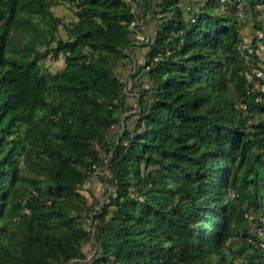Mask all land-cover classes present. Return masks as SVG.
<instances>
[{"label":"trees","instance_id":"16d2710c","mask_svg":"<svg viewBox=\"0 0 264 264\" xmlns=\"http://www.w3.org/2000/svg\"><path fill=\"white\" fill-rule=\"evenodd\" d=\"M182 1L152 12L123 124L119 69L154 1L0 0V264H264V70L238 17L264 47V0Z\"/></svg>","mask_w":264,"mask_h":264},{"label":"rangeland","instance_id":"374dc122","mask_svg":"<svg viewBox=\"0 0 264 264\" xmlns=\"http://www.w3.org/2000/svg\"><path fill=\"white\" fill-rule=\"evenodd\" d=\"M153 6L149 7L146 12H142V15H144V26L145 29L143 32H145V34L143 35H136L133 37L135 44L133 45V48L131 49L132 52L134 54H132V58L131 61H126L124 64H122L120 66L119 69V73L121 74V76L123 77L125 83L127 84V92H128V96H129V104L131 105L129 107V110L126 114L123 115V124L125 121V118L128 115L133 114V109L132 107H136L135 105L137 104V100L139 99L135 93L134 90L137 89V84L139 83H144L146 82L145 86H147L148 84V79L147 78H143V75L141 74L140 77H136L133 78V75L135 73L138 72L139 67H140V60L138 59V55H137V51L139 49H144L147 48L146 44L147 42H144V36H148L151 38V40H153V35L149 34L147 32L148 26L150 25V23L153 22L152 19V12H158L159 8H158V3L161 2V0H153ZM134 2V0H133ZM183 6L187 5V0L182 1ZM54 12L55 14L61 18L66 24H71L72 22L75 21V13L74 10L71 8L70 4H60L54 7ZM238 17L240 18L242 24L244 27H242V34H243V42L245 44V48L249 49L250 54L256 53L257 55H259L260 59H259V66L262 68V70H264V47L259 44V49L255 50V48H253L255 46V42L257 40V37L260 35V32H257L255 30V25H254V21H253V17L251 15H245L242 11L238 13ZM245 21V23H244ZM157 22V20H156ZM162 29V25H160V28ZM59 38L62 39H67V33L65 31V29L63 27H60V31H59ZM137 42H140V44H137ZM247 56V59L250 60L252 62V57L251 56ZM43 66L46 68V70L49 73L55 74L59 71H62L65 67H66V63L65 60L63 58H60L59 60H56L52 57H48L43 61ZM134 66H137L138 70L135 71ZM253 66V64H252ZM252 74H260L262 75V73L258 70V68L253 67L252 69ZM252 76V75H251ZM258 83H256L257 85ZM259 115L264 116V113H260ZM121 126H117L114 131L112 132L111 136L113 137L117 132H119L121 129H123L124 125ZM101 177H104V173L103 172H99ZM106 187L105 184L99 180L98 176H94L92 178V180L89 182V184L87 185V188L85 189L84 193L86 195H90V192L88 190H91L96 198H103L104 199V194L106 191ZM105 201V200H103ZM252 230L254 232H257L258 234H260V236H264V231L262 229H260L258 227V223H252ZM85 252L87 253V255H89V257L91 258L94 253L96 252V250H93V246L92 245H86L84 248Z\"/></svg>","mask_w":264,"mask_h":264},{"label":"crops","instance_id":"0c3cea01","mask_svg":"<svg viewBox=\"0 0 264 264\" xmlns=\"http://www.w3.org/2000/svg\"><path fill=\"white\" fill-rule=\"evenodd\" d=\"M157 29V22L153 20L152 23L148 26L147 32L154 36L155 30ZM138 59L140 62H144L148 58V48L139 49L137 51Z\"/></svg>","mask_w":264,"mask_h":264},{"label":"built area","instance_id":"2783aa9c","mask_svg":"<svg viewBox=\"0 0 264 264\" xmlns=\"http://www.w3.org/2000/svg\"><path fill=\"white\" fill-rule=\"evenodd\" d=\"M143 17H144V15H142ZM144 22H145V19H143V20H141V21H139L137 24H134L133 25V30H134V32H135V34L137 35H143V34H145V32H143L144 31V29H145V26H144ZM144 42H147V44L151 41V38L150 37H148V36H144ZM136 43V42H135ZM134 43V44H135ZM137 44H140V42H137ZM146 44V45H147ZM134 68H135V71H137L138 70V68H137V66H134ZM244 109H246V106L245 105H243L242 106Z\"/></svg>","mask_w":264,"mask_h":264}]
</instances>
